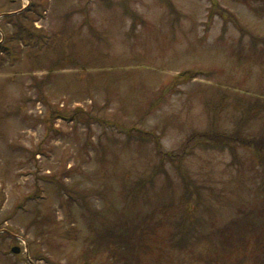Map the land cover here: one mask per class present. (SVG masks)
I'll return each mask as SVG.
<instances>
[{
  "label": "rangeland",
  "instance_id": "rangeland-1",
  "mask_svg": "<svg viewBox=\"0 0 264 264\" xmlns=\"http://www.w3.org/2000/svg\"><path fill=\"white\" fill-rule=\"evenodd\" d=\"M0 47V264H264V0H0Z\"/></svg>",
  "mask_w": 264,
  "mask_h": 264
},
{
  "label": "trees",
  "instance_id": "trees-1",
  "mask_svg": "<svg viewBox=\"0 0 264 264\" xmlns=\"http://www.w3.org/2000/svg\"><path fill=\"white\" fill-rule=\"evenodd\" d=\"M1 48V47H0ZM9 52V51H8ZM127 234V233H126ZM142 236V234L140 235ZM185 238L183 237L182 238V241H184ZM109 240H107V243L109 244ZM114 242H116V246L119 248V247H122L124 246L125 248L129 249V248H133L134 249V252H132V255H128V262H125V264H129V262H134L137 258H138V254H137V248L138 246L140 245L139 241H138V246H137V242L136 240L133 238L131 240V237L130 235H128L125 240H121V241H117V239H114ZM182 245H186V243H182ZM227 245V244H226ZM121 255H124V254H121ZM120 259V258H119Z\"/></svg>",
  "mask_w": 264,
  "mask_h": 264
},
{
  "label": "water",
  "instance_id": "water-1",
  "mask_svg": "<svg viewBox=\"0 0 264 264\" xmlns=\"http://www.w3.org/2000/svg\"><path fill=\"white\" fill-rule=\"evenodd\" d=\"M12 252L17 254L19 252V248H17V247L12 248Z\"/></svg>",
  "mask_w": 264,
  "mask_h": 264
}]
</instances>
